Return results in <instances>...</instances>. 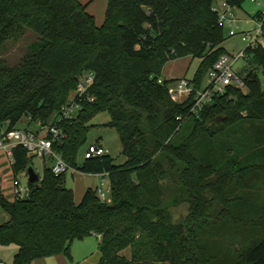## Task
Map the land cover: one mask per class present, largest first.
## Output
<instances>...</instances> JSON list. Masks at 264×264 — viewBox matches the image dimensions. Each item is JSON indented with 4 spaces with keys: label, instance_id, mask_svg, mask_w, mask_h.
Here are the masks:
<instances>
[{
    "label": "trees",
    "instance_id": "16d2710c",
    "mask_svg": "<svg viewBox=\"0 0 264 264\" xmlns=\"http://www.w3.org/2000/svg\"><path fill=\"white\" fill-rule=\"evenodd\" d=\"M217 1L109 0L99 26L82 0H0V131L18 129L24 118L27 126H53L79 77L94 72V101L62 124L54 149L72 169L106 175L111 188L109 202L89 189L76 203L65 176L45 167L27 198L0 192L8 216L0 245L17 246L13 264L70 258L72 244L92 235L100 237L99 264H264V237L236 257L219 233L222 220L251 228L264 221V196L233 191L251 187L242 183L249 173L264 175V48H246L245 89H228L199 116H189L193 97L176 103L174 81L162 79L169 62L199 59L193 83L200 89L228 54L229 37L212 11ZM224 1L241 8L247 0ZM29 35L35 39L26 45ZM22 44L18 63L2 59ZM101 113L110 115L126 161L118 166L106 154L79 167L90 122ZM13 155L17 177L33 158L22 147ZM169 194L173 208L187 207L179 222L164 205ZM232 206L261 219L246 225Z\"/></svg>",
    "mask_w": 264,
    "mask_h": 264
},
{
    "label": "rangeland",
    "instance_id": "374dc122",
    "mask_svg": "<svg viewBox=\"0 0 264 264\" xmlns=\"http://www.w3.org/2000/svg\"><path fill=\"white\" fill-rule=\"evenodd\" d=\"M83 4L87 5L88 12L95 17L96 23L99 26H102L105 20L106 11L108 8L109 0H82ZM259 3H254L252 0H247L244 2L241 8H236L235 13L237 18L240 20V27L242 31H250L255 26L253 23H249L247 21L252 20V17L256 15L258 12L264 11V0H257ZM32 33V32H31ZM226 35L229 37L228 32L226 31ZM35 36L29 35L27 39L26 45L30 42L34 41ZM24 44V45H25ZM24 45L20 46H12L7 53L4 54L2 59L6 60L8 64L14 65L19 62L21 57L24 54L25 48ZM228 53L238 52V50H244L246 45L242 43L241 39L238 37H229L228 40L223 44ZM190 57H183L176 59L174 61L169 62L162 73V77L165 76H179L183 71H186L189 66L190 73L189 75H193L194 71L197 69L198 61L195 60L192 65H190ZM234 70L241 77H244L245 71L247 70V62L244 59L239 60L235 66ZM264 81V77L261 76ZM207 76L204 79L203 87H205L207 83ZM177 81V80H172ZM111 121V117L108 113H101L93 118L90 122L92 128L90 129L87 135V143L81 149L78 154L77 164L80 167L85 160V153L88 148L92 145L99 144L105 150L108 151V154L113 158L114 163L116 165H123L126 161L124 155L122 154L123 148L119 138L118 132L111 127H108V124ZM27 123V119L24 118L21 123L18 125V129H24ZM6 157L1 153L0 154V192L9 200H13L14 196V188L19 183V187L22 190L28 189V178L25 174H20L15 177V174L12 170L11 163L5 159ZM33 167L36 170L37 174L40 177L43 175V171L45 166L48 168L52 165V161L50 159L45 160V166L43 162L38 158H33ZM255 173H249L242 183H248L252 188H256L252 182L253 176ZM65 187L71 189L74 193V199L76 203H80L85 192L89 189L93 191H97L98 188L107 191L110 188V180L108 177L104 178L102 175H90L84 174L78 170L72 169L69 173L65 175ZM238 183V182H237ZM241 183V186H242ZM233 188V187H232ZM258 197V196H257ZM173 200L174 196L172 194L166 195L164 198V205L169 207L170 212L172 213V221L179 222V220L187 215V207H174L173 208ZM255 204V203H253ZM233 211L231 214L233 217H239L246 225H249L251 222L256 224L258 220H260V215H253L256 213H249V216H244L246 212L242 210L241 207L235 208L232 206ZM8 216L2 211L0 208V224L6 222V218ZM263 221V220H262ZM261 221V226L251 228L249 226H243L242 224L237 225L232 221L222 220L220 221V239L221 245L223 249H230L231 253L236 257L242 251L248 250L250 247L254 246L257 242H259L264 237V221ZM260 225V224H259ZM223 239V240H222ZM75 245H80V251L77 253L75 251L76 259L74 264H88L89 262H94L98 264L101 259V254L99 251V241L96 237H90L84 241H76ZM82 245L85 247L82 250ZM72 248V246H71ZM16 245L9 246H1L0 245V258L5 261L6 264H13L14 256L17 252ZM238 252V253H237ZM128 251L124 252L128 256ZM74 255V256H75ZM73 256V257H74ZM71 249H70V258ZM70 258H66L68 263H70ZM78 258V259H77ZM79 258H81L79 260ZM83 260H86L84 262Z\"/></svg>",
    "mask_w": 264,
    "mask_h": 264
},
{
    "label": "built area",
    "instance_id": "2783aa9c",
    "mask_svg": "<svg viewBox=\"0 0 264 264\" xmlns=\"http://www.w3.org/2000/svg\"><path fill=\"white\" fill-rule=\"evenodd\" d=\"M252 2L261 4L257 0H252ZM235 9L224 0L217 1L212 7V11L218 16L219 23L228 32L229 37H239L246 48H264V11H261L260 18H252L251 22L255 25L252 30L240 32V20L236 16ZM246 48L233 54L228 53L221 56L209 71L205 87L202 85L200 89H196L193 79L187 77L175 81L169 87V93L173 101L182 104L193 97L189 116H199L206 106L227 93L228 89H245L244 77L235 72L234 66L239 60H246ZM95 83L96 75L94 72L81 75L75 90L71 92L67 103L62 107L57 123L51 127L44 129L41 125H38L36 128L26 126L24 129H2L0 131V154L2 153L13 164V150L22 147L27 151L29 157L40 159L44 166L45 160L50 159L52 165L48 168L51 169L52 173L55 176H65L72 168L61 154L55 152L54 144L62 136H65L61 129L62 124L75 119L82 111L85 103L94 101V97L90 95V90ZM159 83H162V81L160 80ZM106 154H108L107 150L101 145L95 144L88 148L85 159H93ZM110 192L111 188L107 191L97 189L98 197L102 202L110 201ZM14 196L20 199L27 198L29 189H20L18 183L14 188ZM0 264L6 263L0 260Z\"/></svg>",
    "mask_w": 264,
    "mask_h": 264
},
{
    "label": "crops",
    "instance_id": "0c3cea01",
    "mask_svg": "<svg viewBox=\"0 0 264 264\" xmlns=\"http://www.w3.org/2000/svg\"><path fill=\"white\" fill-rule=\"evenodd\" d=\"M252 20H250V21H247V22H249V23H252L251 22ZM239 38V37H238ZM242 41V40H241ZM242 43H243V41H242ZM223 47H224V45H223ZM225 48V47H224ZM226 49V48H225ZM240 50H242V49H240ZM240 50H238V51H240ZM227 51V50H226ZM190 65H192L193 63H194V61L195 60H197L198 61V66H197V69H198V67H199V64H200V60L199 59H195V60H193L191 57H190ZM190 68H191V66H189L188 68H187V70L186 71H183L179 76H177V77H175V76H165V77H162V79L163 80H167V81H171V80H178V79H180V78H183V77H187V78H189V79H193L194 78V75H195V73H196V70L194 71V73H193V75H189V73H190ZM28 125V121H27V123H26V125H25V128H26V126ZM103 176V175H102ZM104 178H106L107 176H103ZM252 182H254L253 184L255 185V186H257L256 188H252V187H245V188H242V187H240V188H238L239 186H237L235 189H233V191H234V194L235 195H244V194H253V195H256V196H264V175H263V173H260V174H256V175H254L253 176V180H252ZM6 218V221L8 220V218L7 217H5ZM5 223V222H4ZM90 237H96L97 238V240L100 242V237H97V236H95V235H92V236H89V237H87V238H85L84 240H86V239H88V238H90ZM84 240H81V242L82 241H84ZM76 242V241H75ZM75 242L72 244V248H71V255H72V257L70 258V263H68V261H67V259L66 258H68V257H66V256H64V255H58V256H54V257H50V258H45V259H40V260H37V261H35V262H33V264H74V261H75V257H76V255L74 254L75 253V251L77 252V253H79V251H80V245H75ZM84 245H82V250H84L85 249V247H83ZM16 250H18V248L16 249ZM129 254V253H128ZM75 255V256H74ZM74 256V257H73ZM78 259V258H77ZM81 258H79V260H80ZM0 260L1 261H3V262H5L4 260H2L1 258H0ZM84 262H86V260H83ZM88 264H95L94 262H89ZM99 264V263H98Z\"/></svg>",
    "mask_w": 264,
    "mask_h": 264
},
{
    "label": "water",
    "instance_id": "95a60500",
    "mask_svg": "<svg viewBox=\"0 0 264 264\" xmlns=\"http://www.w3.org/2000/svg\"><path fill=\"white\" fill-rule=\"evenodd\" d=\"M26 176L28 178V183L36 184L41 180L39 174H37L36 170L34 169L33 165H30L26 170Z\"/></svg>",
    "mask_w": 264,
    "mask_h": 264
}]
</instances>
